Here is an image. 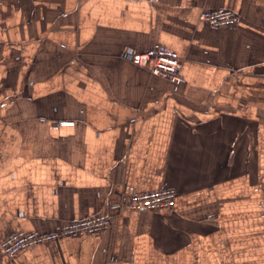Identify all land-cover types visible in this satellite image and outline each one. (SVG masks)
Segmentation results:
<instances>
[{
	"label": "crops",
	"instance_id": "obj_1",
	"mask_svg": "<svg viewBox=\"0 0 264 264\" xmlns=\"http://www.w3.org/2000/svg\"><path fill=\"white\" fill-rule=\"evenodd\" d=\"M220 7L239 22L200 19ZM158 44L178 89L129 54ZM162 185L165 212L0 264H264V0H0V239Z\"/></svg>",
	"mask_w": 264,
	"mask_h": 264
},
{
	"label": "built area",
	"instance_id": "obj_2",
	"mask_svg": "<svg viewBox=\"0 0 264 264\" xmlns=\"http://www.w3.org/2000/svg\"><path fill=\"white\" fill-rule=\"evenodd\" d=\"M200 19L213 26H234L239 22L240 17L233 9L220 7L203 10ZM129 54L139 65L148 68L151 73L168 79L175 89H178L185 82L183 60L175 49L164 44H158L143 52L129 50ZM63 123H68V121H59L55 125ZM177 194V189L172 186L162 185L148 190L130 187L119 202L111 205L103 212L65 222L58 229L49 232L16 230L1 238L0 246L4 254L14 256L21 250L65 235L97 234L112 224L113 213L111 209L125 207L130 210L148 209L165 212L175 206Z\"/></svg>",
	"mask_w": 264,
	"mask_h": 264
}]
</instances>
